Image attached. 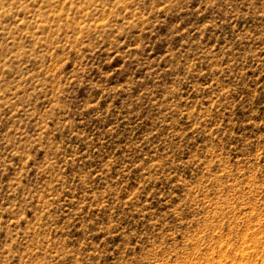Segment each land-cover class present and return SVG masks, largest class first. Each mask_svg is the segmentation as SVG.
<instances>
[{"label":"rangeland","instance_id":"rangeland-1","mask_svg":"<svg viewBox=\"0 0 264 264\" xmlns=\"http://www.w3.org/2000/svg\"><path fill=\"white\" fill-rule=\"evenodd\" d=\"M244 249L264 251V0H0V264Z\"/></svg>","mask_w":264,"mask_h":264},{"label":"bare ground","instance_id":"bare-ground-1","mask_svg":"<svg viewBox=\"0 0 264 264\" xmlns=\"http://www.w3.org/2000/svg\"><path fill=\"white\" fill-rule=\"evenodd\" d=\"M243 238L249 239L251 241L253 240V238L250 235L244 236ZM254 242L255 243L253 244V246L257 248L258 242L256 240H254ZM246 249L248 248L246 247ZM246 249L241 250V251L238 250V253H237L238 255L234 253L235 255L234 256L232 255V257H229L231 255L228 256L227 254L225 255L221 254L223 255V257L220 255L222 258L219 257L220 259H217L216 262H215L216 260L215 259L214 262L215 264H264V251L257 250V249L253 251L252 250L246 251ZM226 255L227 257L230 258V262H228L227 257H224ZM258 259H259V263L257 262Z\"/></svg>","mask_w":264,"mask_h":264}]
</instances>
